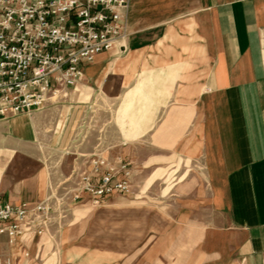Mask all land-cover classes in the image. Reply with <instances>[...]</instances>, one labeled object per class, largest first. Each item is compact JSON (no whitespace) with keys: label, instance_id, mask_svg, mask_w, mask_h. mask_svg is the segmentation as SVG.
I'll return each instance as SVG.
<instances>
[{"label":"crops","instance_id":"1","mask_svg":"<svg viewBox=\"0 0 264 264\" xmlns=\"http://www.w3.org/2000/svg\"><path fill=\"white\" fill-rule=\"evenodd\" d=\"M127 29L122 47L82 64L63 101L0 120V202H39L85 156H121L131 193L113 195L138 198L145 176L164 175L176 215L199 222L173 264H264V0H129ZM41 146L61 162L28 166ZM74 223L71 210L48 233L0 235V259L128 264L115 247L75 241ZM164 242L137 264H166Z\"/></svg>","mask_w":264,"mask_h":264},{"label":"built area","instance_id":"2","mask_svg":"<svg viewBox=\"0 0 264 264\" xmlns=\"http://www.w3.org/2000/svg\"><path fill=\"white\" fill-rule=\"evenodd\" d=\"M128 9L129 0H0V120L66 98L83 63L123 46ZM85 157L72 170L74 187L64 184L69 176L39 202H0V235L10 243L26 233L42 235L61 227L85 197L98 203L131 193L128 161L100 152Z\"/></svg>","mask_w":264,"mask_h":264},{"label":"rangeland","instance_id":"3","mask_svg":"<svg viewBox=\"0 0 264 264\" xmlns=\"http://www.w3.org/2000/svg\"><path fill=\"white\" fill-rule=\"evenodd\" d=\"M79 94L81 95V91ZM63 100L62 98L59 101ZM91 130L92 120L87 126V131ZM40 150L39 159L37 161L33 159L32 163L30 160L28 166L30 164L32 167L43 166L49 170L58 160L61 162V152L56 154L47 152L44 146H41ZM71 174L69 175L71 177L68 176L69 178L64 183L68 187H74L77 181L76 174L74 172ZM147 180L148 176H145L142 185H140V191L137 192L138 198L113 195L95 203L89 197H85L81 202L74 204L71 208L75 222L73 227L78 228L74 234L75 241L86 240L92 247L107 250L115 247L119 252H123V255L128 253L131 256L128 264H137L142 253L148 251L157 242L158 236L163 234L165 235L166 250L162 259L166 264H173L172 259L175 257V253L179 255L182 251L179 246H184L181 244L174 249L176 243L178 244L181 240L189 237L190 229L199 222H196V217L176 215L179 212L181 201L176 199L179 198L176 197L177 195L173 194L175 189L171 187L172 183L167 184L169 179L166 181L163 175L155 178L154 182L152 181L153 183L150 184H147ZM179 192L180 190H178V194ZM83 203H87V207L80 206ZM85 209L88 210L86 214L84 213ZM79 217L81 218L79 219ZM162 229H165L166 232L160 233ZM201 235V233L194 235L195 240L193 241L198 240ZM161 247L160 245L158 248L156 244L150 250V254L157 252ZM43 255L45 254L43 253ZM120 260L121 258L118 262ZM149 264H158L157 259L151 258Z\"/></svg>","mask_w":264,"mask_h":264}]
</instances>
